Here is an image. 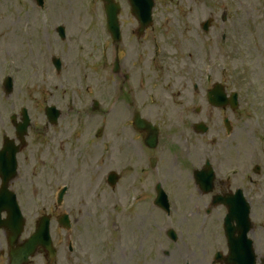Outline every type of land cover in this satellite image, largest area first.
<instances>
[{
    "label": "rangeland",
    "instance_id": "obj_1",
    "mask_svg": "<svg viewBox=\"0 0 264 264\" xmlns=\"http://www.w3.org/2000/svg\"><path fill=\"white\" fill-rule=\"evenodd\" d=\"M78 6L80 5V4H77ZM4 50V49H3ZM93 54H95V57H96V55H97V52H96V50L94 51V53ZM88 62H89V70H90V73H91V71H92V68H97V64L95 63V60H93V59H90L89 57H88ZM258 69H257V67L255 68V71H257ZM94 81H96L95 79H94ZM185 204H186V202H185ZM201 256V258L203 257H205L203 254H201L200 255Z\"/></svg>",
    "mask_w": 264,
    "mask_h": 264
}]
</instances>
